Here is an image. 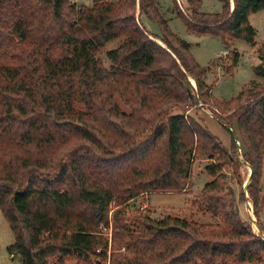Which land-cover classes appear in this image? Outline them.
<instances>
[{
    "label": "trees",
    "instance_id": "1",
    "mask_svg": "<svg viewBox=\"0 0 264 264\" xmlns=\"http://www.w3.org/2000/svg\"><path fill=\"white\" fill-rule=\"evenodd\" d=\"M186 1L190 13L179 6L176 14L189 31L218 36L226 46L232 39L256 45L250 17L264 10V0H220L221 13ZM136 8L159 22L161 35L146 29ZM121 38L105 66L100 49ZM190 47L153 0H93L91 7L0 0V210L14 234L8 250L22 264L262 259L264 239L242 220L224 169L230 166L240 184V158L251 166L248 191L257 213L264 205V42L253 68L263 80L249 81L228 101L215 98L206 81L213 63L201 66ZM228 56L224 71L231 74L241 54ZM202 105L232 133L230 148L189 113ZM198 149L212 160L205 167L212 180L194 205L214 222L127 216L133 198L186 193ZM113 205L119 209L109 238L103 230Z\"/></svg>",
    "mask_w": 264,
    "mask_h": 264
},
{
    "label": "rangeland",
    "instance_id": "2",
    "mask_svg": "<svg viewBox=\"0 0 264 264\" xmlns=\"http://www.w3.org/2000/svg\"><path fill=\"white\" fill-rule=\"evenodd\" d=\"M68 1L77 5L89 7L93 5V0ZM201 2V7L198 8L200 11L208 13H221L223 11V4L220 0H201ZM153 5L168 21L169 28L191 44L190 53L201 66L208 67L213 63L212 70L208 73L207 83L213 85L212 94L215 98L226 101L231 100L240 93L246 83L256 78L252 65L257 55V49L260 44L264 42V10L259 11L254 19L259 30L255 46L242 39H232L229 41L228 46H226L223 40L218 36L188 30L183 19L176 14V10L179 9V6L182 10H186L187 13H190L189 5L186 0H153ZM134 15L140 16L141 23L150 33L155 35L162 34L159 22L152 19L148 13H141L140 9L136 8ZM121 42L122 38L113 40L100 49L98 56L105 66L108 67L110 65L107 52L118 47ZM234 50H237L241 54V58L238 66L234 68L233 72L227 74L224 71V67L230 64L228 54ZM225 51L228 52L225 54ZM192 83L196 88L195 81H192ZM121 108L125 111H130V108L123 103H121ZM174 112L177 113L181 111L174 110ZM189 113L216 135L225 147H231L232 133L217 119H214L209 109L195 106L190 109ZM232 129L236 131L235 125H233ZM145 135L146 134H143L141 138ZM195 155L196 157L192 166V178L186 193L153 192L133 198L125 204L127 207V216L135 217L141 214L151 216L152 218H164L170 215L193 219L199 223L214 222L216 219L213 215L202 212L194 205L203 186L212 180L205 169L206 165L210 164L212 160L205 152L199 149L196 151ZM240 159L241 162L238 167L240 184L237 182L238 174L235 173L230 166L225 167L224 173L228 176V184L234 190L236 204L242 220L251 225L255 235L261 236L264 239V205L259 207L257 213L254 212V204L248 191L251 175L250 165L245 164L242 158ZM261 187V196H264V159ZM260 198L262 199V197ZM118 209V206L113 205L110 213V228L103 230L105 236L109 238L112 237L114 227L113 216ZM126 224L128 229L132 230L137 226L133 220H129ZM13 242L14 234L0 210V264H22L21 255L18 253L10 254L8 250V247ZM66 264H79V262L75 259H71V261ZM228 264L236 263L231 262ZM242 264H264V252L259 262H247Z\"/></svg>",
    "mask_w": 264,
    "mask_h": 264
},
{
    "label": "crops",
    "instance_id": "3",
    "mask_svg": "<svg viewBox=\"0 0 264 264\" xmlns=\"http://www.w3.org/2000/svg\"><path fill=\"white\" fill-rule=\"evenodd\" d=\"M256 15H257V13L251 15L250 20H251V23L254 25V27L257 28V30H258V27H257V25H256V23H255V21H254ZM258 32H259V30H258ZM257 47H258V46H257ZM227 52H228V51H225V54H226ZM256 54H257V53H256ZM254 57H255V56H254ZM260 62H261V60L259 59L258 55H256V57H255V59H254V63H253V65H252V68H254V66L260 64ZM208 75H209V74H208ZM208 75H207L206 81H207V79H208ZM254 75H255V72H254ZM255 79L258 80V81L263 80V79H262L261 77H259V76H256ZM252 80H253V79H252ZM211 117H212V116H211ZM214 119H215V118H214ZM249 168H250V167H249ZM250 171H251V168H250ZM11 256H13V255H11Z\"/></svg>",
    "mask_w": 264,
    "mask_h": 264
},
{
    "label": "water",
    "instance_id": "4",
    "mask_svg": "<svg viewBox=\"0 0 264 264\" xmlns=\"http://www.w3.org/2000/svg\"><path fill=\"white\" fill-rule=\"evenodd\" d=\"M196 85V84H195ZM196 88H197V86H196ZM202 107L203 108H205L203 105H202ZM239 144V143H238ZM239 153H241V149H239ZM250 168H251V166H250ZM251 174H252V168H251ZM250 177H251V175H250Z\"/></svg>",
    "mask_w": 264,
    "mask_h": 264
}]
</instances>
